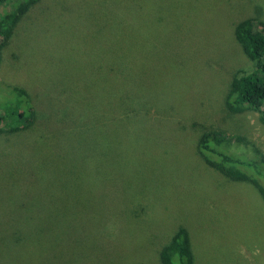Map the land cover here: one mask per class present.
<instances>
[{"label":"rangeland","instance_id":"rangeland-1","mask_svg":"<svg viewBox=\"0 0 264 264\" xmlns=\"http://www.w3.org/2000/svg\"><path fill=\"white\" fill-rule=\"evenodd\" d=\"M248 18L264 0L34 6L0 48V84L37 111L0 134V264H160L179 228L196 264H264L263 196L198 148L218 130L264 157L259 114L226 105L254 68L235 36Z\"/></svg>","mask_w":264,"mask_h":264},{"label":"trees","instance_id":"trees-1","mask_svg":"<svg viewBox=\"0 0 264 264\" xmlns=\"http://www.w3.org/2000/svg\"><path fill=\"white\" fill-rule=\"evenodd\" d=\"M42 0H0V48L9 43L16 26ZM235 36L254 63L233 79L226 105L230 112L253 111L264 125V22L248 18L235 29ZM1 59V56H0ZM37 111L28 90L0 84V134L28 130L35 125ZM245 138L218 130L203 133L198 142L204 161L225 177L254 185L264 198V157L249 158L243 152ZM160 264H196L190 234L179 228L160 251Z\"/></svg>","mask_w":264,"mask_h":264}]
</instances>
